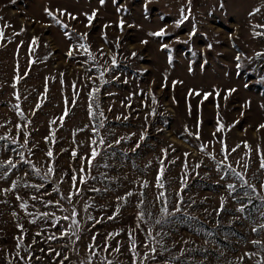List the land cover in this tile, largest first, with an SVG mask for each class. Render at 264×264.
<instances>
[{
  "label": "rangeland",
  "instance_id": "1",
  "mask_svg": "<svg viewBox=\"0 0 264 264\" xmlns=\"http://www.w3.org/2000/svg\"><path fill=\"white\" fill-rule=\"evenodd\" d=\"M257 25L264 0H0V264H264Z\"/></svg>",
  "mask_w": 264,
  "mask_h": 264
},
{
  "label": "snow or ice",
  "instance_id": "2",
  "mask_svg": "<svg viewBox=\"0 0 264 264\" xmlns=\"http://www.w3.org/2000/svg\"><path fill=\"white\" fill-rule=\"evenodd\" d=\"M101 2L103 3V0H101ZM46 11H48V10L46 9ZM63 11H64V10H61V13H62V14H63ZM183 11H184V10L181 9V12H183ZM256 11H259V9H257ZM49 14L51 15V12H49ZM91 18H92V17H89V20H91ZM187 18H188L187 16H184V19H185V20H186ZM73 19H75V17H73ZM182 22H183L182 20H181V21H178V22H177V25H179V23H182ZM65 27H66V26H65ZM257 27H264V25H257ZM166 34H167V33L165 32L164 29H161V30H159L158 32L151 33V35H154V36H164V35H166ZM190 35H191V34H190ZM261 35H264V34H261ZM0 36H2V32H0ZM82 38H83V37H81V39H82ZM80 47H84V46H83V45H80ZM162 47H167V46H166V45H162ZM68 55H69V56L73 55V52H72V51H69ZM133 55H135V54H133ZM237 60H239V57H237ZM113 63H115V61H113ZM239 67H240V65L237 64V68H239ZM174 83H175V82H174ZM197 94H199V93H197ZM205 95H207V94H205ZM101 115H102V113H101ZM260 127H264V125H260ZM93 131H95V129H93ZM45 139H47V137H46ZM141 139H143V137H141ZM93 143H95V141H93ZM101 143H103V141H101ZM117 143H119V141H117ZM233 151H234V149H233ZM47 155H48V156H52V152L49 151V152L47 153ZM97 155H98V153H97L96 149L93 148L92 151H91V158L94 159ZM7 163H8V165H9V167H15V165H13L12 162H11L10 160H9ZM89 163H91V160L89 161ZM0 166H2V165H0ZM261 168H264V162L261 163ZM49 171H51V169H49ZM161 174H162V170H161ZM5 175H6V173H5ZM235 175H236V177H237L238 179H240V180L243 181V185H244V186H247V187H250V188L252 187L251 185H249V184L247 183L246 180H243V177H242V175H241L240 173H235ZM0 178H2V177H0ZM74 179H75V178H74ZM157 180L159 181V176L157 177ZM158 186H159V187H163V184H159V183H158ZM13 187H16L15 183H13ZM227 187H228V189H230V190H232V191H235V190H236V185H234V184H228ZM262 187H264V185H262ZM253 191H255L254 188H253ZM128 195L131 196L132 193L129 192ZM244 195L247 196L248 193H244ZM160 196L163 197V196H164V193L161 192V193H160ZM17 199L20 200V199H22V197L17 196ZM21 206H22V207H25V205H23V204H22ZM177 210H178V209H177ZM164 211L167 212V209H165ZM238 211H240V212L245 211L244 206L242 205L241 208L238 209ZM45 215H46V214H45ZM73 215H75V213H73ZM65 219H68V217H65ZM72 227L78 228V224H77L76 221H73V225H72ZM254 231H255V229H254ZM61 234H62V235H67V233H61ZM51 238L54 239L55 237H51ZM253 243H254V244H259L262 248H264V243H261L260 241H253ZM117 251H118V249H117ZM153 251H155V249H153ZM246 255H247V254H246ZM107 264H118V261H111V260H109V261L107 262Z\"/></svg>",
  "mask_w": 264,
  "mask_h": 264
}]
</instances>
